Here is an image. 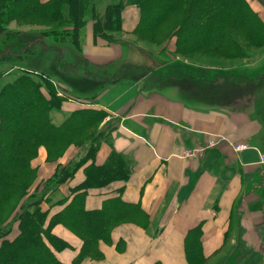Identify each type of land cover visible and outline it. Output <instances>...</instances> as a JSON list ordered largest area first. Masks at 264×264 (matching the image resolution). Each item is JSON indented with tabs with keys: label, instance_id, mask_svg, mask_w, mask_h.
I'll list each match as a JSON object with an SVG mask.
<instances>
[{
	"label": "crops",
	"instance_id": "0c3cea01",
	"mask_svg": "<svg viewBox=\"0 0 264 264\" xmlns=\"http://www.w3.org/2000/svg\"><path fill=\"white\" fill-rule=\"evenodd\" d=\"M121 19L123 39L133 45L95 38L88 20L77 46L45 43L47 54L39 67L24 70L55 88L60 102L49 113L55 126L78 110L107 114L100 124L105 135L93 157L72 145L58 161L48 163L45 149H39L32 165L39 169V190L46 191L42 208L49 217L60 212L61 202L84 182L88 165L125 164L129 178L88 189L85 207L98 210L120 197L141 213L130 210L127 219L112 227L109 241L99 242L102 257L80 264H189L186 242L196 228L203 264H264V70L242 80L229 77L234 85L222 79L208 85L174 74L145 90L152 73L180 66L173 57L176 39L165 45L169 58L156 53L160 61L150 70L152 61L133 54V46L153 52L133 41L140 12L126 6ZM50 51L54 60L48 58ZM15 68L0 76V92L22 73L21 68L14 73ZM217 136L225 140L209 147ZM241 143L249 149L235 151L234 145ZM81 159L71 178L54 188L44 186L58 167ZM52 233L71 247L56 252L57 259L71 264L82 241L63 225Z\"/></svg>",
	"mask_w": 264,
	"mask_h": 264
},
{
	"label": "trees",
	"instance_id": "16d2710c",
	"mask_svg": "<svg viewBox=\"0 0 264 264\" xmlns=\"http://www.w3.org/2000/svg\"><path fill=\"white\" fill-rule=\"evenodd\" d=\"M195 1L199 5L206 0H139L137 4L140 10V23L134 34L141 38H157V28L171 12L180 6L184 9L189 8ZM209 1L216 9L211 10L207 7L203 9L204 13L200 14L188 12L187 17L181 20V24L173 27L176 51L179 54H189L203 47H206L204 53L209 47V51L222 57L229 56L235 50L240 52L239 44L232 37L233 30L227 29L226 32H222L227 26L234 29L237 27L250 37L251 31L245 27L246 21L250 19V13L241 0ZM103 2V0H0V33L5 32L10 19L22 17L25 20L27 17H35L48 24L42 34L43 38L55 43L71 42L77 46L80 31L90 20L93 23L95 38L107 44L133 45L123 39L121 12L125 5L121 0H110L105 8L103 7V11H100ZM254 33L260 38L263 37L258 27L256 31H252L253 35ZM37 44H41L40 41L29 40L17 50L10 47L5 49L4 53H12L10 56L12 60L17 59L21 62V54L25 60L27 55L36 52L33 46ZM137 47L133 46V50ZM16 52L17 54H14ZM17 64L19 66V63ZM168 69L161 72L162 74L152 73L144 89L151 90L177 73L190 80L194 78L200 81L212 80V84L220 78L219 75H210L203 69L194 70V73L182 66L172 65ZM21 72L14 82L7 84L0 92V157L3 154V159L0 160V202L13 199L17 200V205L30 194L31 190L29 191L25 179L19 178L17 171H7V166L20 168L26 175L31 176L32 180L36 168L31 167L30 163L37 157L34 155L36 144L46 148L48 158L50 157L53 162L58 161L72 145L87 149L86 156L93 157L100 139L105 135V126L100 127V124L107 118L104 111L83 109L73 112L63 124L55 126L49 113L53 107L59 105L60 99L56 96L52 83L42 77H39L40 81L35 80L38 75L24 69ZM29 115L33 117L28 123L22 125L20 123V126H15L16 122L13 126L10 124L11 120L19 123ZM4 130H8L10 135L7 136V141L1 144V141H4L2 139ZM83 162L84 159H81L75 164L58 167L44 186L54 188L65 182L74 175ZM85 175L84 182L72 189L70 199L66 198L61 202L64 205L63 209L50 217L48 211L41 206L45 189H41L40 193L38 190L31 191L33 193L30 201L36 206L33 211L27 210L19 214L20 233L14 240L5 241L0 247V264H63L57 259L56 252L71 247L52 233L56 225L65 226L82 241L81 249L71 264H80L86 258L98 260L102 257L98 248L99 242H108L112 227L127 219L131 215L130 210L136 207L116 197L106 201L100 209L89 211L85 207L87 190L104 186L115 179L127 180L130 169L125 164H120L119 167L90 164L85 167ZM136 210L140 212L138 207ZM199 232L198 228L192 230L186 242L189 264L204 262ZM4 237L5 235L1 236Z\"/></svg>",
	"mask_w": 264,
	"mask_h": 264
},
{
	"label": "rangeland",
	"instance_id": "374dc122",
	"mask_svg": "<svg viewBox=\"0 0 264 264\" xmlns=\"http://www.w3.org/2000/svg\"><path fill=\"white\" fill-rule=\"evenodd\" d=\"M103 5L100 6L99 10L103 11V7L105 8L106 3H109L110 0H103ZM122 3L125 5V7H135L139 12V5L137 4L139 0H121ZM242 4H244L249 9V15L250 19L245 23L246 29H250V37L246 35V33H242V30L235 27L234 28H223L222 32H226L228 30H233L234 39L240 46V52H237L236 50L230 54L229 56H218L217 54H214V52L209 51V47L207 48V52H203L206 47H203L201 49L195 50L194 52H190L189 54H179L175 48L173 52L174 59H177V63L180 61V66L182 65V62L189 61L191 64H183L186 68L191 69V71L194 73V70L198 69H205L208 74L210 75H219V80L222 79V81L228 83L227 85L235 83V79H231L229 77H233L235 75L238 77V79L242 80V77L248 76L250 77V73L257 74L258 71L261 72V70H264V0H241ZM190 4V3H189ZM102 7V8H101ZM209 7L211 10L216 9V7L209 1H202L197 4L195 1L194 3H191L189 5V8L185 7H179V9L175 10L174 12H171L167 19L162 22L159 28H157V38H148L143 37L141 38L138 35H135L133 38V41L136 43H141L142 45H147L150 49H152L153 52L149 51L147 52L141 47H137L133 50V54L137 55L138 57H143L144 60L152 61L150 66L155 67L158 61V59L155 54L162 56L163 59L169 58L168 54H170L165 45H168V42L170 39L175 38L176 36L173 35V27H176L178 23L181 22V20L185 19L187 17L188 12H193L196 14L204 13V8ZM224 19H227L226 17H223ZM181 24V23H180ZM225 24V21L223 22ZM232 26V25H231ZM48 24L46 22H42L37 20L35 17H27L25 20L24 18L20 17L18 19H10V21L6 24V30L3 33H0V76L4 74L5 72L11 70V68H14L19 63V66L15 68V71H18L20 68L21 70H25L27 68H30L29 65H34V67H39V60H42V55L47 54L45 52L46 44H54L55 42L46 38H43L42 34L45 32V29H47ZM256 27L260 29V35L263 37H259V35L252 34V31H256ZM85 31V30H84ZM84 34V32H83ZM250 38V39H249ZM36 39V41H40L41 44L34 45L35 53L31 54L30 57L27 55L25 57V60H23V56L21 54L22 60L19 62L17 59L12 60L10 57L12 53H4L5 49L7 48H13L14 50H17L20 48L24 43H27L29 40ZM46 43V44H45ZM49 47V46H48ZM50 48V47H49ZM142 52H141V51ZM49 59L54 60L55 53L52 51L48 52ZM153 53V56L151 55ZM14 54H17L14 53ZM20 55V53H18ZM172 54V53H171ZM40 57V58H39ZM30 59V60H28ZM27 60L30 62V64L27 62ZM41 64V62H40ZM174 67H178L179 65L173 64ZM200 65V66H199ZM201 65H204L201 66ZM216 65V66H215ZM166 70V68L164 69ZM146 72V71H145ZM13 73V74H14ZM12 74V75H13ZM180 76H182L180 73H177ZM37 78H35L36 80ZM237 80V79H236ZM192 82L200 81L198 79L195 80L191 79ZM204 84L213 85L212 80L206 81L202 80L200 81ZM219 81L217 82V84ZM216 83L214 85H217ZM247 84V83H246ZM30 117V118H29ZM33 115L26 116L24 119H21V121L18 123L17 121L11 120L10 124L13 126H20L22 124L30 122ZM10 128V127H8ZM8 130H4V136L2 142L7 141ZM211 140V139H210ZM31 143V142H28ZM210 143V141H209ZM210 145V144H209ZM43 147L46 151V161L49 163H52L53 161L48 158L47 150L44 146H39V144H36L34 148V155L38 157V151L39 149ZM7 152V151H6ZM3 153V152H1ZM8 154V152H7ZM188 154V153H187ZM190 156V153L188 154ZM36 157V158H37ZM35 158V159H36ZM3 159V154L0 157V160ZM33 161V160H32ZM30 166L35 168L32 165V162L30 163ZM8 168V169H7ZM7 171H17L19 178L25 179V183H27V187H29V191H37L40 193L39 190V179H38V171L39 169L36 168V173L33 175V179L31 180V176L26 175L24 171L22 172L20 168L7 166ZM24 175V176H23ZM30 191V194L33 193ZM26 195L23 200L17 205V200H9L0 202V247L5 243V241H12L14 240L17 235L20 233L19 229V221L21 220V217L19 214L24 213V211H33L35 208V204H33L30 201L31 195ZM28 200V201H27ZM6 223L8 225L6 226ZM5 235L4 238H1V236Z\"/></svg>",
	"mask_w": 264,
	"mask_h": 264
},
{
	"label": "built area",
	"instance_id": "2783aa9c",
	"mask_svg": "<svg viewBox=\"0 0 264 264\" xmlns=\"http://www.w3.org/2000/svg\"><path fill=\"white\" fill-rule=\"evenodd\" d=\"M224 140H225L224 137H222V136H217V137H215V139H211V140H210V143H209L210 145H209V147H215L219 142H222V141H224ZM233 149H234L235 151H242V150H247V149H249V146H248L247 144H245V143H241V144L234 145ZM260 162H261V163H264V156H261V158H260Z\"/></svg>",
	"mask_w": 264,
	"mask_h": 264
}]
</instances>
